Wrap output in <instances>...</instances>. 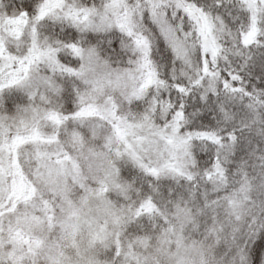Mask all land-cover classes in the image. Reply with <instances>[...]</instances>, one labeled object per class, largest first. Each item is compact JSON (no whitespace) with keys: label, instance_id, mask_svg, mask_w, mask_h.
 <instances>
[{"label":"snow or ice","instance_id":"snow-or-ice-1","mask_svg":"<svg viewBox=\"0 0 264 264\" xmlns=\"http://www.w3.org/2000/svg\"><path fill=\"white\" fill-rule=\"evenodd\" d=\"M0 264H264V0H0Z\"/></svg>","mask_w":264,"mask_h":264}]
</instances>
